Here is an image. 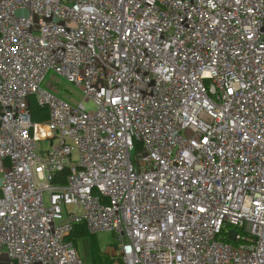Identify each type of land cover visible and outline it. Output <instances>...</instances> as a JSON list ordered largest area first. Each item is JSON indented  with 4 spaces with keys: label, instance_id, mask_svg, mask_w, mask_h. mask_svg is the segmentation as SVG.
Segmentation results:
<instances>
[{
    "label": "built area",
    "instance_id": "built-area-1",
    "mask_svg": "<svg viewBox=\"0 0 264 264\" xmlns=\"http://www.w3.org/2000/svg\"><path fill=\"white\" fill-rule=\"evenodd\" d=\"M0 190L10 264H264V0H0Z\"/></svg>",
    "mask_w": 264,
    "mask_h": 264
},
{
    "label": "rangeland",
    "instance_id": "rangeland-1",
    "mask_svg": "<svg viewBox=\"0 0 264 264\" xmlns=\"http://www.w3.org/2000/svg\"><path fill=\"white\" fill-rule=\"evenodd\" d=\"M17 15H26V10H19L16 12ZM41 88L52 92L57 98L70 102L71 104L77 103L82 101L83 97L81 94V89L73 86L72 84H69L67 81H65L60 76H57L56 74L49 72L47 76L45 77L44 81L41 84ZM84 107L87 111L94 110V106L91 102H84ZM36 151L35 153L38 156H41V152L44 150H49V142L48 141H38L36 143ZM135 152L133 151L131 153V160L134 161L135 159ZM76 156V154H74ZM43 203L44 206H48V194H43ZM73 210L72 206H66V208H63L61 211L62 219L56 221V224H62L66 222V215L67 213H70ZM94 239L98 243L99 248V254L106 255L108 260L100 259L101 261L105 260L106 262H109L108 264H120L118 261V257L114 254L113 248H115V241L113 238V234L110 232H98L93 235ZM91 236L82 237L76 240V252L79 257V259L84 264H90L92 261L91 256V250H90V243H91Z\"/></svg>",
    "mask_w": 264,
    "mask_h": 264
},
{
    "label": "trees",
    "instance_id": "trees-1",
    "mask_svg": "<svg viewBox=\"0 0 264 264\" xmlns=\"http://www.w3.org/2000/svg\"><path fill=\"white\" fill-rule=\"evenodd\" d=\"M28 109L30 112V116L32 119V122L34 123H45L47 121V111L45 108L39 106L36 102V100L31 97L28 99ZM94 234H89L83 226H76L74 228V231L68 236V240H71L75 247H76V240L82 237L91 236V243H90V250H91V256L92 261L90 264H108L109 262H106L105 260H108L106 255L99 254V248L98 243L93 237ZM105 259L101 261L100 259ZM119 261V260H118ZM113 264V263H111Z\"/></svg>",
    "mask_w": 264,
    "mask_h": 264
},
{
    "label": "crops",
    "instance_id": "crops-1",
    "mask_svg": "<svg viewBox=\"0 0 264 264\" xmlns=\"http://www.w3.org/2000/svg\"><path fill=\"white\" fill-rule=\"evenodd\" d=\"M0 195H1V190H0ZM0 264H10L9 258L2 251H0Z\"/></svg>",
    "mask_w": 264,
    "mask_h": 264
},
{
    "label": "water",
    "instance_id": "water-1",
    "mask_svg": "<svg viewBox=\"0 0 264 264\" xmlns=\"http://www.w3.org/2000/svg\"><path fill=\"white\" fill-rule=\"evenodd\" d=\"M235 232H231V239L234 240Z\"/></svg>",
    "mask_w": 264,
    "mask_h": 264
}]
</instances>
